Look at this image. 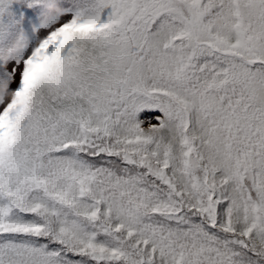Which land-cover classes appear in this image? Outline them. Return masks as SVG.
Segmentation results:
<instances>
[{"label":"snow or ice","instance_id":"snow-or-ice-1","mask_svg":"<svg viewBox=\"0 0 264 264\" xmlns=\"http://www.w3.org/2000/svg\"><path fill=\"white\" fill-rule=\"evenodd\" d=\"M0 264H264V0H0Z\"/></svg>","mask_w":264,"mask_h":264}]
</instances>
